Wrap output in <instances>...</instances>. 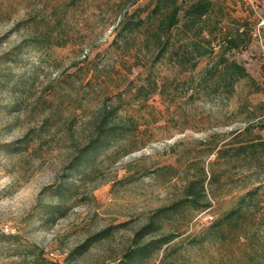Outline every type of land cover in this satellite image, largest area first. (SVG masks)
Wrapping results in <instances>:
<instances>
[{
  "label": "rangeland",
  "instance_id": "rangeland-1",
  "mask_svg": "<svg viewBox=\"0 0 264 264\" xmlns=\"http://www.w3.org/2000/svg\"><path fill=\"white\" fill-rule=\"evenodd\" d=\"M155 1L0 0V264H115L158 208L195 194L155 219L146 239L174 237L142 264H264V186L225 218L264 180L231 149L264 89L197 85L224 53L264 88V0H210L211 46L194 66L171 51L155 61L142 26L122 29ZM191 34L180 28L172 48ZM108 112L118 133L76 158Z\"/></svg>",
  "mask_w": 264,
  "mask_h": 264
},
{
  "label": "trees",
  "instance_id": "trees-1",
  "mask_svg": "<svg viewBox=\"0 0 264 264\" xmlns=\"http://www.w3.org/2000/svg\"><path fill=\"white\" fill-rule=\"evenodd\" d=\"M180 1L181 0H156L145 16H141L140 13L135 11L131 13L126 12L119 19V23L125 31H132L142 26L143 30L146 32V42L156 48V53L154 55L155 61L160 60L171 51V56L177 55L178 61L183 63L186 62L194 66L195 57L205 55L209 50L208 46H211L210 38L204 31L206 27L205 20L209 17L212 10V2L210 0H188L187 4L183 7ZM178 28H184L192 33L191 36L186 39L187 42L183 44L185 46V51L182 53H180L177 48H172L175 44V36L179 30ZM221 43L228 47V49L238 47V42H236L234 38L228 36H224ZM215 72H218L219 77H213ZM240 79L248 80L250 85L254 87L253 89L255 92H261L264 89L247 72L244 65L235 60H230L223 53L216 63L204 70L197 81V85L206 88L212 87L214 89L224 87L228 91H233L235 83ZM114 116L113 112H108L107 115L102 116L95 127V135L78 150L76 158L79 159L90 150L99 147L103 143V140L118 133V125L112 122ZM263 116L264 110L257 117L258 119H248L243 128L236 132L235 144L231 146L233 150L232 155L236 156L239 160L245 161L248 166H255L257 170H254V173L256 174H258L261 169V171H264V139L260 134H255L253 136H247V134H250L251 129L254 127L264 129ZM243 135L245 136L242 137ZM223 151L222 148H218L217 156L228 152V148L224 152ZM257 179L259 183L240 195L237 206L230 209L225 218L239 215L240 210L244 206H249V204H251L253 196L264 186V180L261 182L259 177ZM192 187L193 186H189L188 190L190 191ZM199 191L203 194L204 188L202 185L199 187ZM195 195L188 200L187 198H183L168 206L158 208L151 215L150 220L132 234L130 244L127 246L122 257L117 260L115 264H142L145 258L152 252L169 243L173 239L174 234H164L149 239H146V237L150 235V232L155 230L154 222L156 218L170 211L179 209L188 201L191 204H195ZM209 205L210 203L205 201L200 207H208ZM106 233L107 229H104L96 234L88 236L82 244L69 252V255H73L78 249L85 248L90 241H96L105 237L108 235ZM44 264L54 263L49 261Z\"/></svg>",
  "mask_w": 264,
  "mask_h": 264
},
{
  "label": "built area",
  "instance_id": "built-area-1",
  "mask_svg": "<svg viewBox=\"0 0 264 264\" xmlns=\"http://www.w3.org/2000/svg\"><path fill=\"white\" fill-rule=\"evenodd\" d=\"M209 218H211V216H209Z\"/></svg>",
  "mask_w": 264,
  "mask_h": 264
}]
</instances>
